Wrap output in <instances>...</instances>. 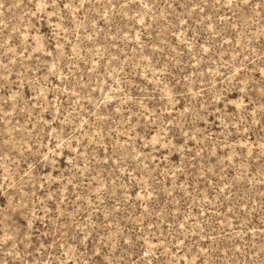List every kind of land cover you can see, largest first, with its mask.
I'll list each match as a JSON object with an SVG mask.
<instances>
[{
    "label": "rangeland",
    "instance_id": "374dc122",
    "mask_svg": "<svg viewBox=\"0 0 264 264\" xmlns=\"http://www.w3.org/2000/svg\"><path fill=\"white\" fill-rule=\"evenodd\" d=\"M0 264H264V0H0Z\"/></svg>",
    "mask_w": 264,
    "mask_h": 264
}]
</instances>
